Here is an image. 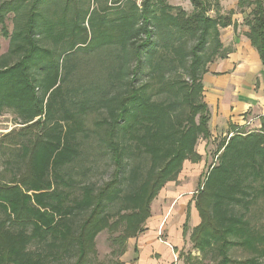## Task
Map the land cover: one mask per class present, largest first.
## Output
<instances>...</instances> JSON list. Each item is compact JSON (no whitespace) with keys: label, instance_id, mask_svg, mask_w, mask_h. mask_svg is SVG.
<instances>
[{"label":"trees","instance_id":"trees-1","mask_svg":"<svg viewBox=\"0 0 264 264\" xmlns=\"http://www.w3.org/2000/svg\"><path fill=\"white\" fill-rule=\"evenodd\" d=\"M189 1L191 12L166 0H0V115L22 125L2 142L18 149L0 173V264H102L105 230L120 232L111 242L122 256L161 189L202 161L198 142L213 137L203 76L233 52L221 30L237 28V11ZM238 7L264 64V0ZM259 119L258 130L215 138L217 162L194 197L201 257L185 264H264V225L248 216L264 197ZM90 141L115 167L102 185L74 177Z\"/></svg>","mask_w":264,"mask_h":264},{"label":"rangeland","instance_id":"rangeland-1","mask_svg":"<svg viewBox=\"0 0 264 264\" xmlns=\"http://www.w3.org/2000/svg\"><path fill=\"white\" fill-rule=\"evenodd\" d=\"M141 1V0H139ZM170 5L174 7H179L184 9L187 12H191L193 7L189 0H166ZM238 0H221L222 11L224 8L234 6ZM98 3H95L97 6ZM236 11L238 17L240 9L238 4L236 5ZM249 10H247L248 12ZM243 18L245 17L244 14ZM241 19V17L239 16ZM0 55L4 54L8 50L9 40L6 38L1 39ZM2 116H7L2 121L4 122H18L12 111H6ZM97 116V115H96ZM98 117V116H97ZM20 125L21 123L18 122ZM22 126V125H21ZM260 126L258 122H252L245 127V132L258 130ZM20 127H17L15 131L19 130ZM4 137H0V173H5L4 166L5 160L8 158V153L15 152L18 147L10 146V144L2 143ZM5 142V141H4ZM91 145L86 146L88 148L87 153H89L88 160H84L83 164L78 163V168L75 170L74 177L75 179H80L81 181H86L89 183H95L96 185H102L104 182L108 181L114 172V164L111 162L109 155H104L96 149L97 154L91 148L94 141H90ZM219 145V140L212 137V139L207 142L206 140H200L196 147V150L201 153L203 159L199 163H192L186 161V164L183 166L182 171L178 175L177 179L172 182H168L159 192L158 196L154 199L151 204V213L152 216L145 223V231L143 234L139 235L137 238L128 239L126 243V250L128 253L133 249L135 245L142 247V242L147 233H156L159 238L163 241L168 242L166 238L169 237V233L173 232L175 235H179L182 242L177 247L174 244L170 245L171 248L176 249V254H174V263L173 264H185V258L188 254H191L194 257H201L198 251H195L193 244L190 240V235L193 229L199 225L201 219L198 215V211L195 208V195L198 191L200 183L203 181V176L207 173L209 167L217 162L216 150ZM92 162L95 164L92 165ZM84 168H90L84 170ZM81 171H87L82 173ZM6 174V173H5ZM9 176V174H7ZM258 205H255L252 208L251 213L248 216H251L252 220H255L258 224L264 225V197L260 198L257 202ZM189 217V221L187 218ZM188 225V232L184 234V225ZM122 229V228H121ZM120 229V230H121ZM120 232L111 233L108 230L101 232L96 239V249H97V258L102 264H112L117 260L122 261L123 256L115 255L114 251L118 248L114 246L111 242L113 237H116ZM131 249V250H130ZM232 256L238 259H244L249 255L242 251L241 249H235L232 252ZM129 263L134 260V256H131L127 259ZM97 261V260H96ZM97 261V262H98ZM211 260H205V262H210Z\"/></svg>","mask_w":264,"mask_h":264},{"label":"crops","instance_id":"crops-1","mask_svg":"<svg viewBox=\"0 0 264 264\" xmlns=\"http://www.w3.org/2000/svg\"><path fill=\"white\" fill-rule=\"evenodd\" d=\"M223 1L225 0H222V5ZM237 4L238 2L234 6L225 7L224 12L236 11ZM236 15L238 12L233 17L237 28L231 25L221 30L223 44L232 46L233 52L226 59L210 64L208 72L203 76L204 101L210 110L209 126L215 138L225 137L229 133L233 135L235 127L245 128L254 121L261 126L259 118L264 115V64L246 35L249 28L244 25L242 13L239 14L241 19ZM181 238L170 232L166 238L168 242H165L156 233H147L142 247L135 245L130 253L126 250L122 262L173 264L176 249L170 245L174 244L178 248ZM135 249L137 253L134 252ZM131 256H134V260L129 263L127 259Z\"/></svg>","mask_w":264,"mask_h":264},{"label":"built area","instance_id":"built-area-1","mask_svg":"<svg viewBox=\"0 0 264 264\" xmlns=\"http://www.w3.org/2000/svg\"><path fill=\"white\" fill-rule=\"evenodd\" d=\"M7 116H2L0 115V137L5 136L6 134L12 132L13 130H15L17 127H21V125L16 122V123H12V122H4L2 121L4 118H6ZM20 122V121H19Z\"/></svg>","mask_w":264,"mask_h":264}]
</instances>
